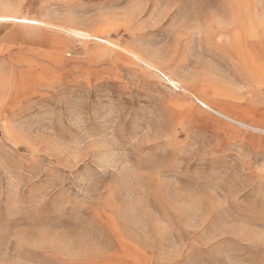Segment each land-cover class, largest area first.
<instances>
[{"label":"rangeland","instance_id":"obj_1","mask_svg":"<svg viewBox=\"0 0 264 264\" xmlns=\"http://www.w3.org/2000/svg\"><path fill=\"white\" fill-rule=\"evenodd\" d=\"M0 16V264H264V0Z\"/></svg>","mask_w":264,"mask_h":264},{"label":"bare ground","instance_id":"obj_2","mask_svg":"<svg viewBox=\"0 0 264 264\" xmlns=\"http://www.w3.org/2000/svg\"><path fill=\"white\" fill-rule=\"evenodd\" d=\"M7 21H12V22L19 21V23L30 24V25L36 24V22L32 19L16 18V17H10V16H0V22H7ZM217 114L221 115L220 113H217Z\"/></svg>","mask_w":264,"mask_h":264}]
</instances>
